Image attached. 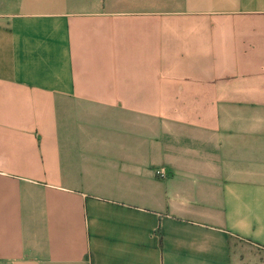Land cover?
Returning a JSON list of instances; mask_svg holds the SVG:
<instances>
[{
    "label": "crops",
    "instance_id": "obj_1",
    "mask_svg": "<svg viewBox=\"0 0 264 264\" xmlns=\"http://www.w3.org/2000/svg\"><path fill=\"white\" fill-rule=\"evenodd\" d=\"M0 264H264V0H0Z\"/></svg>",
    "mask_w": 264,
    "mask_h": 264
},
{
    "label": "built area",
    "instance_id": "obj_2",
    "mask_svg": "<svg viewBox=\"0 0 264 264\" xmlns=\"http://www.w3.org/2000/svg\"><path fill=\"white\" fill-rule=\"evenodd\" d=\"M156 173L158 176L163 177V178L167 176V171L164 169L157 170Z\"/></svg>",
    "mask_w": 264,
    "mask_h": 264
}]
</instances>
